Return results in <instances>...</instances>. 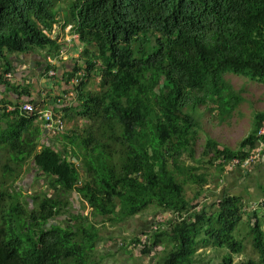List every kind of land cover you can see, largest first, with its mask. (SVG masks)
Returning a JSON list of instances; mask_svg holds the SVG:
<instances>
[{
    "label": "trees",
    "instance_id": "16d2710c",
    "mask_svg": "<svg viewBox=\"0 0 264 264\" xmlns=\"http://www.w3.org/2000/svg\"><path fill=\"white\" fill-rule=\"evenodd\" d=\"M56 24L73 25L84 45L81 61L72 60L62 76L67 86L84 73L71 106L63 107L76 126L61 135L62 148L41 144L45 130L19 109L25 97L39 103L29 85L11 86L17 97L8 106L16 109L0 110V264H96L90 258L103 238L98 224L122 223L150 206L174 216L144 223L132 251L139 247L145 257L163 247V264H215L198 251L226 249L218 264H234L244 251L235 232L251 211L226 193L210 208L197 204L211 179L193 173L183 158L192 156L196 108L225 116L241 100L225 74L264 83V0H0V85L15 70L11 55L36 49L60 55ZM92 75L101 78L100 90L86 88ZM60 99L49 100L54 112L67 97ZM80 122L87 126L81 132ZM263 125L264 111L237 151L208 140L203 155L212 156L217 176L233 159L250 156ZM27 169L52 178L61 191L28 193L21 183ZM188 184L195 186L190 198ZM73 192L82 212L69 209L64 196ZM255 217L248 222L259 260L240 264H264L263 220L258 211Z\"/></svg>",
    "mask_w": 264,
    "mask_h": 264
},
{
    "label": "rangeland",
    "instance_id": "374dc122",
    "mask_svg": "<svg viewBox=\"0 0 264 264\" xmlns=\"http://www.w3.org/2000/svg\"><path fill=\"white\" fill-rule=\"evenodd\" d=\"M63 10L60 12V18L65 17V10L67 8V3H62ZM60 8H56L58 10ZM72 30H73V25ZM66 37L64 38L67 41V52L68 55L74 59L81 61L80 57L84 50V45L80 46V53L71 51L72 48H75L78 44L77 36L70 32V28L66 29L64 33ZM55 35V34H54ZM54 37V36H53ZM76 41V43H75ZM63 46V47H64ZM71 46V47H69ZM61 54V52H60ZM19 55V54H17ZM19 57V56H18ZM67 57V56H66ZM68 57V59H71ZM72 61V60H71ZM69 64V68H71V64ZM225 78L228 82H230L236 94L241 97V100L237 104L234 111L229 115L221 116L220 110L218 109L215 112H212L209 108L205 106H199L196 108L194 117L199 123V127L195 129L194 136V145L192 156L190 153H186L183 162L187 168H194L193 173L195 174H208L210 177V182L204 186L205 190L202 192V195L197 199V204L212 207L214 203H216L217 199H220L221 195L214 194L209 192L211 189L215 187L218 178V168L209 164L211 160V155L204 156L203 153L206 149V145L208 140H213L219 143L221 147H227L232 150H238L241 141L248 136L253 128H255V116L258 112L264 111V83L251 80L248 77L241 75H234L233 73L225 74ZM100 77L96 75H92L88 81L86 88L91 91L100 90ZM75 98V97H72ZM72 98H68L66 102L63 104H58L56 106V110L58 107V111H63V107H70L72 104ZM72 101V102H71ZM3 107H6V104L1 103ZM217 107L218 104H217ZM1 110V109H0ZM81 120V119H77ZM72 122L69 124V130H72L76 125ZM0 126L5 127L3 122H0ZM87 126L83 125L80 122L78 128L79 131H83ZM0 130L1 127H0ZM251 167V166H250ZM249 167V168H250ZM213 177L211 178V176ZM52 178L44 176V174L40 171L34 170H26L22 175L21 183H24V189L28 190V193L35 192H44L48 196L54 195L61 191L60 185L51 186ZM211 187V188H210ZM195 192V186L188 184L186 186V195L187 197H191ZM71 199V205L69 207L70 211H81L82 206L80 203L76 204V199L74 198V193L68 194L64 197H69ZM206 201V203H205ZM204 203V204H203ZM32 205V204H31ZM262 204H248L245 206V209L251 211L243 216L242 221L238 225V229L235 232L236 238L242 241L244 246V251L242 255H234L233 261L234 264L245 263L249 260H259V253L253 247V239L249 229V222L251 220V225L255 224L257 218L255 217V212L258 211L259 218L263 220V230H264V207ZM78 206L79 208L75 207ZM215 207V206H214ZM214 207L212 208L213 210ZM263 207V208H262ZM85 209V214L87 213ZM160 210L157 207L150 206L147 210L142 211L141 214L133 215L132 219L126 220L122 223L112 224L107 221L106 224L102 226L98 224V228H100V234L103 238L97 243V247L94 251L92 250L90 260H95L96 264H163V258L166 255L163 247H159L158 249L152 250V254L141 257L140 251L138 248H135L133 251L131 250V245L133 236H138L142 234V225L146 223L149 224L151 221L150 218L160 219L163 221H167L164 219L169 218V215L160 214ZM249 215L251 217L249 218ZM173 214L171 218H173ZM164 218V219H163ZM143 221V223L141 222ZM153 220V222H154ZM158 227H154L153 230H158ZM151 229H149L150 231ZM143 238L144 236H140ZM144 239V238H143ZM129 251H127L126 249ZM94 251V252H93ZM228 250L226 249H206L198 251L199 254H202L204 261L209 262L213 261L215 264H218L222 258L228 254Z\"/></svg>",
    "mask_w": 264,
    "mask_h": 264
},
{
    "label": "crops",
    "instance_id": "0c3cea01",
    "mask_svg": "<svg viewBox=\"0 0 264 264\" xmlns=\"http://www.w3.org/2000/svg\"><path fill=\"white\" fill-rule=\"evenodd\" d=\"M61 26L62 25L60 24L55 25L53 36L60 37L58 38V42H63L66 45L67 41L64 39L66 37L64 33L68 27L70 28V32L73 33L72 26L69 24L64 30ZM80 46L81 44L78 40V44L75 48H72L71 46L69 47L72 48L71 51L74 50L75 53H80ZM67 48V46L62 47L61 54L58 56H52L54 55L53 52L41 49H36L33 53L11 55L15 70L12 72L13 76L10 79H7L9 83L0 85V103H4L7 106L8 101L13 102L15 100L17 95L12 90V85H29L31 91L30 99H35L37 103L41 104V106L49 109L54 116L64 117L62 111H58V107L57 111L54 112L53 108L49 104V100L57 96L58 102L61 100L60 97H62L63 94L67 97V99L76 97V93L74 94L72 91L75 87L72 83L74 78L70 80V83L67 86L62 79L64 72L71 70L69 68V64L67 63H70V66L72 67L73 65L71 60H74V58L68 55V52L66 51ZM68 57H71V59H68ZM48 63L55 65L56 78L49 74L50 69L47 68ZM65 90H68V92H65ZM23 99L29 100V97H25ZM72 99L74 100V98ZM69 124L72 123H68V125ZM68 131H70L69 128L67 132ZM61 141V136L52 137L44 135L41 144H56L57 148H62L63 144ZM259 149L261 151V157L255 165H252L250 168H244L242 166L235 168L227 167L229 170L224 169V174L218 176L215 187L209 192L221 195V197L225 193L237 195L243 199L245 205H247V203H259L264 207V139L261 144H257V148L253 150V152L256 153ZM74 198L76 199V204L77 201L80 203L77 195L74 194ZM75 207L79 208L78 206ZM141 222L143 223L142 220Z\"/></svg>",
    "mask_w": 264,
    "mask_h": 264
},
{
    "label": "built area",
    "instance_id": "2783aa9c",
    "mask_svg": "<svg viewBox=\"0 0 264 264\" xmlns=\"http://www.w3.org/2000/svg\"><path fill=\"white\" fill-rule=\"evenodd\" d=\"M55 73L56 72L54 71V69L49 70V74L51 76H54ZM12 75H13L12 73H7L6 77L11 78ZM83 76H84V73L80 71L77 77H74V79L72 78L73 79L72 83L75 85L79 84ZM3 108L5 107H3L2 104L0 103V109H3ZM6 108H7V111L15 110V108L12 106H6ZM20 108L24 110V112H29L33 116H35L37 121L41 123L43 129H45L46 132H48V134H51L54 136L57 134H62L67 130L66 121L61 116H54L49 110H46L43 108L41 109L37 108L31 102H25L21 104ZM262 137H264V125L259 130V138H260L259 144L263 142ZM260 157H261V151L259 149V151H256V153L253 152L245 160H240L237 158L233 159L227 167L235 168V167L242 166L244 168H249L250 166L255 165L256 162H258V159ZM229 168H227L226 170H229ZM154 227H157V226H154Z\"/></svg>",
    "mask_w": 264,
    "mask_h": 264
},
{
    "label": "clouds",
    "instance_id": "9594fccd",
    "mask_svg": "<svg viewBox=\"0 0 264 264\" xmlns=\"http://www.w3.org/2000/svg\"><path fill=\"white\" fill-rule=\"evenodd\" d=\"M55 72H56V70H54ZM9 73H12V72H9ZM13 76V75H12ZM54 76H56V73H55V75ZM6 77V76H5ZM7 78V77H6ZM7 79H10V78H7ZM80 83V82H79ZM74 86H76L75 84H73ZM78 85V84H77ZM73 91V90H72ZM73 93L75 94L76 92L75 91H73ZM73 94V95H74ZM71 96V95H70ZM25 102H30L28 99L27 100H24L23 98L21 99V100H19V109L21 110V111H23L20 107H21V104H23V103H25ZM31 103H33V102H31ZM34 104V103H33ZM7 106H8V104H7ZM9 106H12V104H9ZM34 106L35 107H37V108H43V109H46V108H44V107H42V106H40V104H34ZM13 107V106H12ZM15 109H16V107H15ZM46 110H49V109H46ZM50 111V110H49ZM51 112V111H50ZM52 113V112H51ZM53 114V113H52ZM54 115V114H53ZM33 117H35V116H33ZM62 118L65 120V121H67V119L66 118H64L63 116H62ZM35 119H36V117H35ZM36 122L38 123V124H40V126L42 127V125H41V123L40 122H38L37 121V119H36ZM68 122V121H67ZM66 122V124H67V130H68V128H69V126H68V123ZM42 129H43V127H42ZM43 130H45V129H43ZM67 130L64 132V133H62V134H57V135H51V134H48V132H46V130H45V135H49V136H52V137H56V136H61V135H63V134H65L66 132H67ZM77 161V160H76ZM75 195H77V197H78V199H79V195L76 193V192H73ZM71 200V199H70ZM79 201H80V199H79ZM89 209V208H88ZM78 211V210H77ZM77 211H72L73 213H76ZM89 211H90V209L89 210H87V213H89ZM86 213V214H87ZM151 220H154V218H150ZM147 226H149V224L147 225ZM145 238H146V236H145Z\"/></svg>",
    "mask_w": 264,
    "mask_h": 264
},
{
    "label": "water",
    "instance_id": "95a60500",
    "mask_svg": "<svg viewBox=\"0 0 264 264\" xmlns=\"http://www.w3.org/2000/svg\"><path fill=\"white\" fill-rule=\"evenodd\" d=\"M74 161L76 162V159H74ZM51 224H48V226H50Z\"/></svg>",
    "mask_w": 264,
    "mask_h": 264
}]
</instances>
